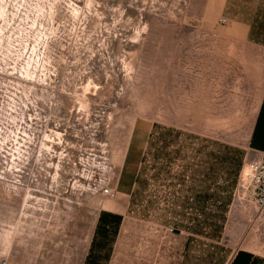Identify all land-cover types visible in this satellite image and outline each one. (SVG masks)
Listing matches in <instances>:
<instances>
[{
    "label": "rangeland",
    "instance_id": "374dc122",
    "mask_svg": "<svg viewBox=\"0 0 264 264\" xmlns=\"http://www.w3.org/2000/svg\"><path fill=\"white\" fill-rule=\"evenodd\" d=\"M263 81L264 0H0V264H223Z\"/></svg>",
    "mask_w": 264,
    "mask_h": 264
},
{
    "label": "crops",
    "instance_id": "0c3cea01",
    "mask_svg": "<svg viewBox=\"0 0 264 264\" xmlns=\"http://www.w3.org/2000/svg\"><path fill=\"white\" fill-rule=\"evenodd\" d=\"M224 29V38H231L230 34L234 32L236 37L240 34L242 41L245 40L250 45L258 46L252 40L256 28L251 22L243 18L236 19L228 23ZM247 145L253 155L264 152V81L251 123ZM251 209L248 217L250 222L253 217L252 206ZM223 232L225 234L232 233L234 243L232 252L223 264H264V219L261 222L252 223L251 228L235 223L234 230L224 227Z\"/></svg>",
    "mask_w": 264,
    "mask_h": 264
},
{
    "label": "built area",
    "instance_id": "2783aa9c",
    "mask_svg": "<svg viewBox=\"0 0 264 264\" xmlns=\"http://www.w3.org/2000/svg\"><path fill=\"white\" fill-rule=\"evenodd\" d=\"M220 21L225 22V18ZM238 185L241 198L253 208L252 220L255 223L261 222L264 219V152L248 162ZM102 193L107 197H114L116 192L113 187L106 186Z\"/></svg>",
    "mask_w": 264,
    "mask_h": 264
}]
</instances>
